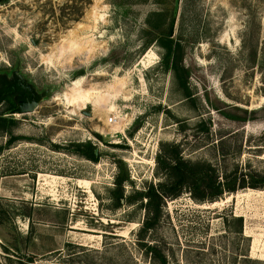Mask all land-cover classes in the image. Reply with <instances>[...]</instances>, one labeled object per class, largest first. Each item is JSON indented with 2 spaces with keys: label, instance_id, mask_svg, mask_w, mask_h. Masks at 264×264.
<instances>
[{
  "label": "rangeland",
  "instance_id": "rangeland-1",
  "mask_svg": "<svg viewBox=\"0 0 264 264\" xmlns=\"http://www.w3.org/2000/svg\"><path fill=\"white\" fill-rule=\"evenodd\" d=\"M13 72L38 96L2 113L0 264H264V188L182 193L149 228L139 195L161 146L264 176V0H0Z\"/></svg>",
  "mask_w": 264,
  "mask_h": 264
},
{
  "label": "trees",
  "instance_id": "trees-1",
  "mask_svg": "<svg viewBox=\"0 0 264 264\" xmlns=\"http://www.w3.org/2000/svg\"><path fill=\"white\" fill-rule=\"evenodd\" d=\"M260 1L256 0V2ZM167 39L168 43H161L162 47L165 48L164 64L168 65L177 86L185 94L182 76L183 69L180 65L181 48L178 44L179 42ZM249 56L253 63L254 51H250ZM3 123V121H0V126ZM165 145L167 148L168 144ZM155 162L157 168L161 170L159 180L153 184L149 183L139 193L145 201L146 218L143 222V228H149L153 222H156L167 199L176 198L182 193H188L191 199L198 202H211L224 192H233L246 187L251 189L264 188V176L239 173L238 182L235 181V178L228 180L225 175L218 177L217 171L209 164L185 160L177 153L173 145H170L169 149H163L161 146V152L159 151L157 154ZM120 186L121 180L116 179L115 187L111 191L112 198L116 204L122 199ZM236 221L240 223L241 218L237 217ZM149 250L151 252L155 251L154 247H149ZM158 263L165 264L163 256H160Z\"/></svg>",
  "mask_w": 264,
  "mask_h": 264
},
{
  "label": "flooded vegetation",
  "instance_id": "flooded-vegetation-1",
  "mask_svg": "<svg viewBox=\"0 0 264 264\" xmlns=\"http://www.w3.org/2000/svg\"><path fill=\"white\" fill-rule=\"evenodd\" d=\"M37 96L38 94L32 87L24 82V80H21L15 72L9 76L0 75V121L4 120L2 118L3 112L7 113V115H12L14 114L12 112L13 109L17 107L24 109L31 102H36ZM27 112L30 111L22 113Z\"/></svg>",
  "mask_w": 264,
  "mask_h": 264
},
{
  "label": "water",
  "instance_id": "water-1",
  "mask_svg": "<svg viewBox=\"0 0 264 264\" xmlns=\"http://www.w3.org/2000/svg\"><path fill=\"white\" fill-rule=\"evenodd\" d=\"M35 105H36V102H31L28 105V107H26L24 109L17 107L15 109H13L12 112L13 113H22V112H26V111H31L34 108Z\"/></svg>",
  "mask_w": 264,
  "mask_h": 264
},
{
  "label": "built area",
  "instance_id": "built-area-1",
  "mask_svg": "<svg viewBox=\"0 0 264 264\" xmlns=\"http://www.w3.org/2000/svg\"><path fill=\"white\" fill-rule=\"evenodd\" d=\"M111 121H112V119H111V118H109V119H108V122L110 123Z\"/></svg>",
  "mask_w": 264,
  "mask_h": 264
}]
</instances>
